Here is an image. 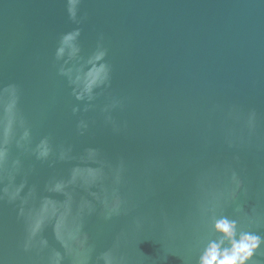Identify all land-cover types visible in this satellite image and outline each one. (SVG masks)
Masks as SVG:
<instances>
[{
    "label": "water",
    "instance_id": "95a60500",
    "mask_svg": "<svg viewBox=\"0 0 264 264\" xmlns=\"http://www.w3.org/2000/svg\"><path fill=\"white\" fill-rule=\"evenodd\" d=\"M77 19L0 0V264H196L214 215L264 236V0H81ZM98 47L109 83L77 101L59 69Z\"/></svg>",
    "mask_w": 264,
    "mask_h": 264
},
{
    "label": "clouds",
    "instance_id": "9594fccd",
    "mask_svg": "<svg viewBox=\"0 0 264 264\" xmlns=\"http://www.w3.org/2000/svg\"><path fill=\"white\" fill-rule=\"evenodd\" d=\"M81 4V0H67L69 19L74 23L79 24L80 20L77 19L78 7ZM81 35L79 27L74 30L65 33L60 38L59 46L56 49V59L61 60L65 56L67 59L64 61L67 64L71 60H75L79 57L80 47L77 43L78 37ZM106 56V50L102 47H98L96 52L90 56L86 65H90L87 70H84V65L76 70L75 78L72 77V69L60 67L59 72L63 76H67L69 83L72 87V94L77 101H93L96 96L95 90L106 86L109 83L110 68L106 63H103L104 57ZM14 91V89H13ZM14 103V102H13ZM111 105L110 107H114ZM12 105H10V111ZM80 109L74 107L73 113L78 112ZM87 110V107L85 108ZM108 111V107L104 109ZM255 113L252 114L251 120L254 119ZM110 119V117H109ZM78 129L85 130L88 125L85 121L81 120L77 125ZM29 133L25 131L24 138H27ZM90 154H94L95 150H89ZM50 153L48 140L45 138L41 140L37 149V158H47ZM5 158V150L0 148V162ZM64 158V153H61V159ZM98 171V170H97ZM233 179H236L235 173H233ZM75 181V175H73L72 182ZM65 185L63 183H56L55 186L50 189L51 191H62ZM120 201L117 199L110 210L108 217L110 218L111 213L118 210ZM239 211V209H237ZM139 221H136L137 227H139ZM42 221H35L34 227L32 228V234L40 229ZM79 229L77 228V231ZM211 231L215 233V236L207 239L199 252L196 264H261L260 261L255 260L254 256L260 251L261 247L264 246V236L251 230H244L236 219H230L228 216L221 215L219 217L213 216ZM56 237L60 240L67 248L68 244L64 240L59 225L56 227ZM74 238L72 233H69V239ZM42 244H47L46 240L41 241ZM62 256L59 252L55 253L53 264H61ZM101 259L104 264H115L114 259L110 252L102 254Z\"/></svg>",
    "mask_w": 264,
    "mask_h": 264
}]
</instances>
